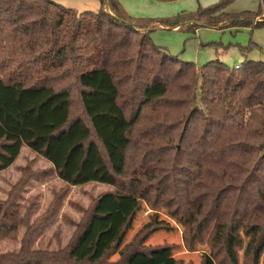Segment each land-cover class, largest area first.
I'll list each match as a JSON object with an SVG mask.
<instances>
[{"label":"trees","instance_id":"obj_1","mask_svg":"<svg viewBox=\"0 0 264 264\" xmlns=\"http://www.w3.org/2000/svg\"><path fill=\"white\" fill-rule=\"evenodd\" d=\"M100 1L98 11L77 12L53 0H0V172L27 146L69 185L116 188L98 199L73 242L68 258L77 264L112 252L122 264L171 253L173 245L140 246L152 233L174 229L162 214L181 226L189 250L209 247L206 262L264 264V62L246 59L231 69L211 60L199 69L153 43L157 20L128 16L118 0H107L109 9ZM232 1L180 14L170 25L264 26L252 18L264 14V0L257 13L238 16L225 11ZM163 109L188 113L176 138ZM144 120L167 131L171 144L178 139L180 153L163 160L165 169L143 164L127 181L133 127ZM110 198L120 208L126 198L137 202L102 250L112 231L113 212L103 209ZM142 202L153 214L125 243ZM97 221L108 228L94 229ZM80 248L83 257L75 254ZM17 264L59 263L26 254Z\"/></svg>","mask_w":264,"mask_h":264},{"label":"rangeland","instance_id":"obj_2","mask_svg":"<svg viewBox=\"0 0 264 264\" xmlns=\"http://www.w3.org/2000/svg\"><path fill=\"white\" fill-rule=\"evenodd\" d=\"M77 12L98 11L100 0H53ZM128 16L135 19H155L156 26L150 33L153 43L162 50L180 60L194 62L201 69L211 60H220L231 69L240 65L246 59L264 62V26L215 28L198 26L196 30L188 27L173 28L174 18L178 15L197 13L201 8H207L221 0H118ZM262 0H233L225 11L233 15L257 13ZM246 14V17L247 15ZM189 17V16H188ZM191 18V17H190ZM255 20H263L261 13ZM185 19V18H182ZM165 20V21H164ZM162 21L163 25L158 26ZM172 21V22H171ZM185 20H180L183 23ZM248 48L246 55L244 49ZM71 84L73 80L70 81ZM74 111L79 113L81 105L75 93ZM167 111V125L174 126L173 137L183 129L176 125L185 122L186 110ZM167 132V131H166ZM151 125L150 121H142L133 127L132 144L129 150V165L125 180H130L133 174L142 172V165L165 169L164 159L179 154L181 148L178 139L172 144L166 133ZM173 145L176 150L167 145ZM163 152L161 157H154L152 152ZM154 158V161H153ZM173 159V158H172ZM178 159V158H176ZM180 158L178 163L183 161ZM177 163V164H178ZM165 173H161L160 176ZM150 185V184H148ZM116 188L107 184L92 182L84 185H69L55 172L52 164L43 156L24 146L16 161L0 172V261L17 264L26 254L43 256L52 263L77 264L68 258L71 246L84 230L92 215L98 199L106 193L114 192ZM136 199H124L120 208L113 199H108L103 209L111 210L112 231L104 238L102 250L112 239L125 213ZM153 210L150 204L141 203V210L133 222V227L125 237V243L131 242L141 228L150 221ZM162 219L172 222L171 231L160 230L149 235L141 247L150 250L158 246H174L171 253L154 254L143 257L133 264H215L210 258L207 245H201L197 250H189L183 241L181 226L175 224L165 214ZM101 226L108 228V221H97L94 229ZM142 234L136 240H141ZM86 244L88 241L85 242ZM102 251L98 253L100 256ZM76 255L83 257L85 250L78 249ZM67 258V262L61 263ZM119 252H112L105 259L98 261L85 260L78 264H122ZM92 260H95L93 258ZM242 264H245L241 261ZM249 264V262H248Z\"/></svg>","mask_w":264,"mask_h":264},{"label":"water","instance_id":"obj_3","mask_svg":"<svg viewBox=\"0 0 264 264\" xmlns=\"http://www.w3.org/2000/svg\"><path fill=\"white\" fill-rule=\"evenodd\" d=\"M105 4H106V5H105L106 8L109 9V4H108V1H107V0H106V3H105Z\"/></svg>","mask_w":264,"mask_h":264},{"label":"built area","instance_id":"obj_4","mask_svg":"<svg viewBox=\"0 0 264 264\" xmlns=\"http://www.w3.org/2000/svg\"><path fill=\"white\" fill-rule=\"evenodd\" d=\"M240 65H236L235 67L238 68Z\"/></svg>","mask_w":264,"mask_h":264}]
</instances>
